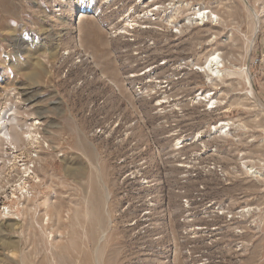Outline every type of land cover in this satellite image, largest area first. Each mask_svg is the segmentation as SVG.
<instances>
[{
    "label": "rangeland",
    "instance_id": "obj_1",
    "mask_svg": "<svg viewBox=\"0 0 264 264\" xmlns=\"http://www.w3.org/2000/svg\"><path fill=\"white\" fill-rule=\"evenodd\" d=\"M81 1L0 0V98L51 146L0 264H264V0H186L220 19L182 33L171 9L132 29L138 0Z\"/></svg>",
    "mask_w": 264,
    "mask_h": 264
},
{
    "label": "bare ground",
    "instance_id": "obj_2",
    "mask_svg": "<svg viewBox=\"0 0 264 264\" xmlns=\"http://www.w3.org/2000/svg\"><path fill=\"white\" fill-rule=\"evenodd\" d=\"M80 3L84 5V11H89V5L86 0ZM90 3L91 1H89V4ZM179 7H187V10H189L187 15L181 20L177 19L178 14H180ZM144 8L149 9H146L145 14L142 15L140 11L144 10ZM132 9L134 15L126 16L127 20L130 21L132 29L137 25L135 23L137 17L143 18V16H145V18L149 20L159 19L156 15L158 14L157 11L161 9L162 12L171 9L169 12L166 11L167 17L164 21L176 29L175 32L180 33H182L184 28L194 23L195 20L202 21L203 25H205L207 23H214L215 19H217L218 22L220 19L218 14L215 13L211 7L209 9L206 6H201L198 5V3L195 4L186 0H176L170 7L159 5L157 0H138L137 7L136 5L131 6V10ZM142 28L147 27L144 26ZM215 38L216 36H214V39ZM213 54L215 55L212 58L210 57L211 59L208 58L203 64H197L196 67L197 70L205 72L211 80L213 77H217V74L222 75L223 66H225L224 58L221 53L216 51V53ZM194 65H196V63ZM184 67L185 66H179L180 69ZM250 83L252 86L251 80ZM251 92L253 93V91ZM201 95L204 99H207L209 96L207 92H202ZM211 99H214V97L210 96V100ZM24 103L25 101L23 102L21 94L16 93L15 90L5 92L2 98H0V203H4V198L6 197L10 198L12 202L16 199L18 201L16 202L17 204H10L7 207L9 210L11 209V212L12 210L14 211L13 214H16V205H21L24 208L29 201L28 198L32 196L29 190V179L40 181L37 170L41 166L40 163H42L43 160L41 152L51 147L46 136V130L41 127V125L44 124V120L34 113L26 112L27 105ZM227 125H229V123H225L221 126L216 125L214 129H223L226 128ZM185 142L188 143V141ZM178 143H184V140L178 139ZM60 155H63V153ZM7 169H9L10 173L15 169L18 171L17 174H14L13 178L8 179L10 175L7 176L5 174ZM13 186L14 189L12 190H17L22 195V198L16 193L10 196H3V194H6L9 188ZM0 218V228L4 227L6 221L9 222L6 227L10 230H17L18 227L22 225L21 219L17 214H8Z\"/></svg>",
    "mask_w": 264,
    "mask_h": 264
},
{
    "label": "built area",
    "instance_id": "obj_3",
    "mask_svg": "<svg viewBox=\"0 0 264 264\" xmlns=\"http://www.w3.org/2000/svg\"><path fill=\"white\" fill-rule=\"evenodd\" d=\"M9 191V190H8ZM7 191V193L6 194H3V196L5 197V196H10V195H12L13 193L12 192H8ZM12 191H14V190H12ZM10 200V198H8V197H6V198H4V203H0V215H2V217L3 216H5V215H8V214H10V215H13V213H14V211L12 210V212H11V209L9 210L7 207L10 205V204H7V201H9Z\"/></svg>",
    "mask_w": 264,
    "mask_h": 264
}]
</instances>
